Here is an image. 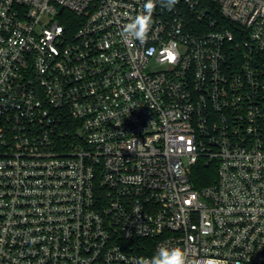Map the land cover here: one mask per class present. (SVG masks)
<instances>
[{"label": "built area", "instance_id": "obj_1", "mask_svg": "<svg viewBox=\"0 0 264 264\" xmlns=\"http://www.w3.org/2000/svg\"><path fill=\"white\" fill-rule=\"evenodd\" d=\"M145 2L0 0V264H264V0Z\"/></svg>", "mask_w": 264, "mask_h": 264}, {"label": "clouds", "instance_id": "obj_2", "mask_svg": "<svg viewBox=\"0 0 264 264\" xmlns=\"http://www.w3.org/2000/svg\"><path fill=\"white\" fill-rule=\"evenodd\" d=\"M162 7L171 9L178 0H158ZM157 0H146L143 12L137 15L130 23L123 26L122 36L125 39H135L143 42L151 28L152 14ZM186 254L178 248L161 246L151 258H138L135 264H185Z\"/></svg>", "mask_w": 264, "mask_h": 264}, {"label": "trees", "instance_id": "obj_3", "mask_svg": "<svg viewBox=\"0 0 264 264\" xmlns=\"http://www.w3.org/2000/svg\"><path fill=\"white\" fill-rule=\"evenodd\" d=\"M216 177V168L213 164H201L194 172V181L198 186L206 185L212 182Z\"/></svg>", "mask_w": 264, "mask_h": 264}]
</instances>
